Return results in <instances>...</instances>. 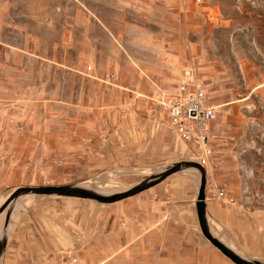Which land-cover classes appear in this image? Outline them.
Here are the masks:
<instances>
[{
  "label": "rangeland",
  "instance_id": "obj_1",
  "mask_svg": "<svg viewBox=\"0 0 264 264\" xmlns=\"http://www.w3.org/2000/svg\"><path fill=\"white\" fill-rule=\"evenodd\" d=\"M117 1L103 12L108 26L115 33L124 30V35L116 39L113 50L106 45L88 48L100 53L99 63L82 62L83 69L92 68L82 73L90 82L52 84V75L81 73L53 68L35 53L12 57L0 44V207L18 187L83 185L118 193L190 156L172 150L165 161L154 164L95 163L96 150L90 147L97 119L93 110L105 106L109 97L101 81L125 93L137 85L135 97L150 102L151 112L161 96L173 93L183 69L191 67L208 101L217 106L215 124L225 132L235 127L245 140L229 154L255 160L264 155V0ZM134 40L139 41L135 52L145 66L133 64ZM106 59L110 70L103 68ZM34 76L42 80L27 78ZM12 77L23 79L11 84ZM224 148L220 154H227ZM97 179L103 183H94ZM164 184L111 204L54 196L19 198L15 217L35 205L53 204L52 219L44 225L51 226L64 244L42 261L10 259L8 264H178L184 247L180 237L197 242L200 264H233L202 237L190 215L172 209ZM27 201L35 203L23 206ZM70 234L73 240L66 244ZM163 248L171 250L169 260Z\"/></svg>",
  "mask_w": 264,
  "mask_h": 264
},
{
  "label": "crops",
  "instance_id": "obj_2",
  "mask_svg": "<svg viewBox=\"0 0 264 264\" xmlns=\"http://www.w3.org/2000/svg\"><path fill=\"white\" fill-rule=\"evenodd\" d=\"M112 1L0 0V44L10 49L12 57L20 56V53H35V57L51 62L53 68H74L79 74L81 73L66 76L52 75L50 77L52 84L69 85L74 84L75 80L82 83L90 82L82 75L86 73V67L83 69L82 62L91 59L99 63L100 53L98 50L89 51L88 48L93 45H106L113 50L116 39L124 35V30L120 34L115 33L114 28L107 24L108 17L103 11L116 3ZM122 1L124 0H118L117 3L121 4ZM123 28L121 26L120 30ZM76 32L80 33L79 36ZM137 44L139 41L134 40L132 52L135 54L138 52H135ZM135 61H131L135 66H145V61L138 54ZM110 67L106 59L103 68L110 70ZM132 67L133 65L130 64V68ZM136 73L134 82L137 83L139 80ZM122 77L119 88L123 86ZM27 78L34 83L38 79L42 80V77L35 76ZM19 79L12 77L9 82L19 83ZM101 82V87L109 96L106 101L108 99L109 102L105 101V106L93 110L97 119L91 135L90 147L96 150L95 163L99 166L130 164L136 161L142 164H154L165 161L172 150L180 154H190L187 145L177 138L165 119L159 120L150 116L151 103L147 101L141 103L137 100L138 97H135L139 91L137 85L135 89L125 93L115 86L107 85L105 81ZM23 90L21 87L18 89L19 93ZM55 90L56 93L59 92V88ZM37 92L36 90L35 97H38ZM129 102L131 105L128 104ZM116 104L120 107H113ZM215 122L216 120L210 125V135L216 138L214 162L206 175L205 189L206 215L210 231L216 239L240 256L264 262V155L257 156L255 160L238 154H229L230 150H234L236 145L243 144L245 140L241 138L240 131L235 127L225 132ZM224 147L228 149L227 154H220L225 152ZM185 159L192 160L190 156ZM164 182L163 190L170 197L172 209L186 212L190 215V219L197 223L195 199L199 174L195 171L179 173L168 177ZM217 189L225 191L222 198H217ZM16 211L12 213L10 219L13 227L9 228L3 264H8L10 259L42 261L52 257L48 253L57 251L59 244H64L51 226L44 225V221L50 222L52 219L55 211L53 204L40 205L38 208L35 205L25 214L17 212L15 217ZM68 237L66 244L73 240L72 235L70 239ZM189 239L185 237L178 239L180 244H184L180 249L178 264L201 263V257L197 256L199 250L197 242ZM163 251L169 252V255L164 253V259L169 260L171 250L163 248ZM182 252L184 256L181 255ZM56 256L57 253L54 257ZM174 258L175 255L173 261Z\"/></svg>",
  "mask_w": 264,
  "mask_h": 264
},
{
  "label": "water",
  "instance_id": "obj_3",
  "mask_svg": "<svg viewBox=\"0 0 264 264\" xmlns=\"http://www.w3.org/2000/svg\"><path fill=\"white\" fill-rule=\"evenodd\" d=\"M190 170H195L199 174V186L195 199V213L198 228L203 235V237L224 257H226L233 264H264V262L246 259L218 239H216L209 227L207 215H206V205H205V189H206V171L198 163L194 161H178L170 165H167L160 169L158 172L150 175L149 177L141 180L130 188L112 194L101 193L86 188L83 185H58V186H37V187H18L16 188L5 200V202L0 207V216L2 217L0 221V264L4 262V256L8 244V232L10 227V219L16 202L19 198L25 196H48V197H65V198H77L93 200L102 204L115 203L129 197L135 196L143 191H146L167 179L170 176L189 172Z\"/></svg>",
  "mask_w": 264,
  "mask_h": 264
},
{
  "label": "built area",
  "instance_id": "obj_4",
  "mask_svg": "<svg viewBox=\"0 0 264 264\" xmlns=\"http://www.w3.org/2000/svg\"><path fill=\"white\" fill-rule=\"evenodd\" d=\"M91 70V66L86 67L87 73ZM217 115V106L208 101L191 67L180 73L175 91L161 96L150 112L152 118L166 120L177 138L187 145L191 161L202 166L206 173L214 162L216 138L210 135V125ZM216 191L217 198L225 194L223 189Z\"/></svg>",
  "mask_w": 264,
  "mask_h": 264
},
{
  "label": "bare ground",
  "instance_id": "obj_5",
  "mask_svg": "<svg viewBox=\"0 0 264 264\" xmlns=\"http://www.w3.org/2000/svg\"><path fill=\"white\" fill-rule=\"evenodd\" d=\"M190 171H195V170H190ZM196 173H198L197 171H195ZM120 173V172H119ZM98 181L94 182L96 183L97 185L99 184H102L103 182H101V180L99 181V179H97ZM91 183V181H90ZM35 201H27L23 206H28V205H31V204H34ZM2 217L0 218V221H1Z\"/></svg>",
  "mask_w": 264,
  "mask_h": 264
}]
</instances>
